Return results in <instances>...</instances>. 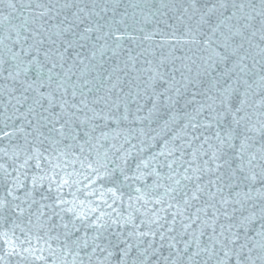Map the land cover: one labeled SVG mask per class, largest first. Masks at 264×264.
<instances>
[{
  "label": "snow or ice",
  "instance_id": "obj_1",
  "mask_svg": "<svg viewBox=\"0 0 264 264\" xmlns=\"http://www.w3.org/2000/svg\"><path fill=\"white\" fill-rule=\"evenodd\" d=\"M22 6L36 11L0 37V123L22 124L13 132L3 131L0 139L24 135L32 145L24 166L35 159L39 168L40 160L48 159V149L40 150L46 142L56 150L70 138L81 152L86 146L98 149L109 136L103 129L110 124L119 128L130 115V123L142 124L161 109L184 111L180 119L186 123L154 157H164L159 168L167 172L156 167L145 172L138 164L129 177L121 169L125 180L143 187L130 197L126 216L97 217L92 225L97 234L91 243L85 239L80 244L81 249L91 246L89 264L94 258L98 264H112L113 259L118 264H264V120L253 123L250 114L254 107L264 109V46L256 42H264V0H212L210 7L186 0L179 9L173 0H161L159 8L168 9L171 19L167 13L129 14L127 9L139 4L125 6L123 0H92L91 5L85 0H28ZM8 7L15 11L16 4L10 0ZM144 7H152L149 0ZM157 36L156 46L167 45L171 51L153 64L147 57ZM125 52L123 67L119 62L106 67ZM141 57L149 67L137 70ZM125 71L128 79L121 76ZM162 96L167 97L163 104ZM254 96L260 97L258 103ZM140 97L154 101L145 116L137 115L144 107ZM181 100L182 109L177 108ZM132 104L140 107L132 112ZM136 131L128 129L124 142ZM139 131L145 134L143 128ZM120 135L117 131L113 139ZM131 156L128 150L121 159L127 163ZM2 171L12 175L7 168ZM22 183L19 176L12 181L0 199V212L24 214L21 204L8 200L19 199L15 190ZM32 183L35 187L37 178ZM110 191L115 203L120 197Z\"/></svg>",
  "mask_w": 264,
  "mask_h": 264
},
{
  "label": "water",
  "instance_id": "obj_2",
  "mask_svg": "<svg viewBox=\"0 0 264 264\" xmlns=\"http://www.w3.org/2000/svg\"><path fill=\"white\" fill-rule=\"evenodd\" d=\"M9 2L10 0H4V3L0 4V37L7 34L10 28L20 25L25 18H31L36 11L34 6H22L26 5L28 0H12L16 4L15 11L8 7ZM149 2L152 5L151 8L144 7L145 0H123L125 6L132 3L139 4L135 9L128 8L129 14L135 12L151 15L155 12L157 16H161V13H167L168 18L171 19V13L168 12V9L159 8L161 0H149ZM211 2L212 0H201V4L207 3L209 7ZM85 3L91 5L92 0H85ZM173 3L177 9L180 8L181 3H185L186 6V0H173ZM91 10V8L86 9V11ZM96 11H99V8ZM120 11H125V8H121ZM227 14L230 15L231 13ZM168 23L175 24L176 22L168 20ZM191 23L194 24L195 21ZM160 27L164 29V25H160ZM147 30L151 31L152 26H147ZM166 30L171 31V29ZM160 40V36L154 38L152 42L154 47L151 50L153 54L147 57L153 61V64L168 56L171 51L167 45L156 46L159 45ZM256 42L264 46V42L258 40ZM130 46L135 47V45ZM213 46L215 47V45ZM176 54L180 55L181 53ZM126 58L127 53H122L119 61L109 60L106 67L115 66L117 62L123 67L122 62ZM141 60L142 62L137 65V70L149 67L146 61L143 63V57ZM135 74L136 72L133 71L132 75ZM129 75L127 71L121 73L125 79H128ZM177 78H180L179 74H177ZM249 83L252 81L250 80ZM143 87L142 83L140 89ZM253 88H257V86L253 84ZM256 91L261 90L257 88ZM147 95L151 96V93H147ZM160 99L161 104H163L167 97L162 96ZM252 99L258 103L260 97L254 96ZM139 100L144 107L137 115L145 116L154 101L146 100L143 97H140ZM184 103V100H181L177 108H184ZM137 107L140 105H130L132 112H135ZM192 107L194 105L189 106L186 110L192 111ZM19 110L23 112L24 108L19 107ZM261 113H264V109L255 107L250 109L253 123L257 120H264V115ZM173 114L176 115L175 122H171ZM183 115V110L177 112L175 109H161L157 115L142 124L130 123L134 119L130 115L129 122H123L119 128L110 124L108 128L103 129L109 133V136L107 140H101V147L91 149L86 146L84 152L75 147L77 142L70 138L56 145V150L46 142L40 150L44 152V148L48 149L47 152H44V156L48 159H41L39 168L36 167L37 161L35 159L29 160L28 164L24 166L27 156L32 155V145L26 143L22 133L16 132L14 136L0 139V166L7 168L8 172L12 174L6 177L0 168V199L7 195L9 188L12 187V181L19 176L20 181L23 182L22 186L15 190V196L19 199L13 201L12 197H8V200L13 205L21 204L25 209L23 215L12 211L0 212V257H3L0 264H81V259H83V264H89L87 254L91 252V246L87 249H81L80 244L85 239L91 243L92 238L97 234L96 229L92 227L97 217L101 213L104 214L105 219L108 218V214H111L113 218L116 217L117 213L126 216L129 211L130 197L135 198L139 195L135 189L143 187L139 181L125 180L124 174L129 177L133 176L137 171L138 164L145 172L152 167H156L158 171L167 172L166 167L159 168V165L164 162V157L160 156L158 159H154V157L164 149L166 143L172 141V138L182 128L183 123H186V120L180 119ZM203 115L205 118L207 117V113ZM166 121H168L167 127H165ZM99 123L102 124L103 122ZM7 124L8 127H5L4 123H0V136H3V131L13 132L15 129H19L22 122L16 121L13 126V122L9 120ZM130 128L137 129L135 137L125 143L124 135L128 133ZM141 128L144 129V135H140L139 130ZM30 130V128H25V132ZM117 131L121 135L113 139ZM100 132L101 129L98 128L94 135L99 136ZM28 139L32 140V137ZM78 142L82 144L83 139H79ZM33 143L36 142L33 141ZM178 143L180 141H177ZM133 145L136 147L133 148ZM169 147H171L170 143ZM256 147H259V144ZM116 149H120V151H116ZM128 150L132 152V156L125 163L121 157ZM105 152H107V156L104 155ZM177 155L179 154L177 153ZM145 163L149 165L148 169H144ZM94 169L99 171H94ZM121 169H123L124 174L121 173ZM41 177L43 179H40ZM33 178L38 180L35 187L32 183ZM152 179L149 177L146 182L151 184ZM110 190H115L116 197H120L115 203H113L115 197ZM61 201H65V203H61ZM109 204L112 206L109 207ZM64 225L68 227L65 228ZM5 233L7 235H4ZM13 248H15L14 252H12ZM9 252L12 254L7 255ZM92 264H98V261L94 258ZM112 264H118V261L113 259Z\"/></svg>",
  "mask_w": 264,
  "mask_h": 264
}]
</instances>
